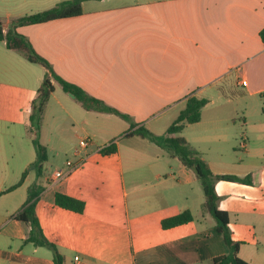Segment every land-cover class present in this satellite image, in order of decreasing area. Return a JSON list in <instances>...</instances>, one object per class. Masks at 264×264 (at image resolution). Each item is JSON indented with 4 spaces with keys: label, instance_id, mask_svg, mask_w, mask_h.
I'll return each mask as SVG.
<instances>
[{
    "label": "crops",
    "instance_id": "crops-1",
    "mask_svg": "<svg viewBox=\"0 0 264 264\" xmlns=\"http://www.w3.org/2000/svg\"><path fill=\"white\" fill-rule=\"evenodd\" d=\"M82 7L81 15L17 30L58 75L129 118L86 108L54 80L40 137L47 157L32 166L37 152L29 115L46 70L0 40L2 54L23 65L0 80V121L29 135L26 141L11 134L5 149L0 143V264H56L54 250L28 242L30 224L14 216L30 191L39 192L36 213L63 264H140L147 256L154 264L204 258L212 264L230 253L218 230V237L211 229L189 234L196 207L206 209L195 171L156 141L128 135L143 126L166 136L191 96L207 100L201 119L175 135L184 136L214 174L250 178L217 180L215 189L238 255L264 264V0H86ZM48 133L56 137L47 140ZM84 138L88 147L80 145ZM112 141L117 151L102 153ZM68 160L81 164L52 183ZM26 170L21 184L8 190ZM57 192L83 200L84 210L58 205ZM186 209L192 222L162 227L164 218ZM133 215L141 221L136 229ZM151 223L157 228L146 229ZM198 234L210 240L206 254L194 245Z\"/></svg>",
    "mask_w": 264,
    "mask_h": 264
},
{
    "label": "trees",
    "instance_id": "trees-1",
    "mask_svg": "<svg viewBox=\"0 0 264 264\" xmlns=\"http://www.w3.org/2000/svg\"><path fill=\"white\" fill-rule=\"evenodd\" d=\"M84 1L86 0L62 1L50 9L17 19L12 28L7 31L4 29V24L0 20V40L5 41L9 49L23 52L28 60L43 65L46 70L44 80L38 89L36 97L32 101L31 112L29 115L30 128L34 134L33 143L37 152V159L32 164V166H35L36 168L41 167L42 163L47 157L46 148L40 142V131L46 105L55 90L54 80L58 81L66 92L74 94L75 97L81 101L86 108L112 112L123 118H129V115L120 112L115 107L107 105L101 99L88 94L86 90L80 85L68 81L58 75L53 69L50 61L37 53L26 35L20 33L17 30L18 26L22 25L44 23L59 18L81 15L83 13L82 4ZM260 36L264 43V27L260 31ZM206 103V99H200L196 96L189 97L186 108L182 110L176 121L168 128L166 136H156L143 126L128 132V135L138 134L156 141L157 143L164 146L174 156L179 157L185 166L193 169L197 174L206 196L205 207L217 221V230L223 234L225 242L232 248L230 253L214 257L212 264H249L238 255L239 244L234 242L231 238L228 227V212L220 210L218 206L219 195L215 189V182L217 180L249 182L250 178H242L230 174H214L207 162L200 156L199 151L193 148L184 136L175 135L181 132L186 124L194 123L201 119L202 108L206 105ZM116 151L117 146L115 141H112L108 145L101 148V152L104 154H110ZM27 172L28 170L23 173V177L17 185L10 187L8 190L21 184ZM38 193L39 192L35 193L30 191L27 201L14 216L17 219L30 224L31 230L27 239L28 242H33L35 245L46 246L53 249L56 264H63V255L58 251L56 245L47 238L37 216L36 196ZM55 198L56 203L64 208L79 212H82L85 208V202L73 196L57 192ZM193 219L194 216L192 211L186 209L181 213L164 218L161 224L163 228L168 229L179 225L188 224L192 222Z\"/></svg>",
    "mask_w": 264,
    "mask_h": 264
},
{
    "label": "rangeland",
    "instance_id": "rangeland-1",
    "mask_svg": "<svg viewBox=\"0 0 264 264\" xmlns=\"http://www.w3.org/2000/svg\"><path fill=\"white\" fill-rule=\"evenodd\" d=\"M48 1L50 2L48 3ZM55 2H52L51 0H0V20L3 22L4 29L7 31L12 28V26L14 25L17 19L47 10L51 8L50 6L54 7V5L56 4ZM2 52L7 53V50L3 42H0V80H5L7 79L6 76L11 75L14 70L20 71L19 67L23 69V65L10 61V58L4 56ZM10 67H12L14 70H9ZM37 67L40 68L43 66L38 64ZM16 125L17 124L9 123L3 120L0 121V143L3 145L4 149L7 148L8 141L12 139L11 134H14L15 138H21L22 140L25 139L27 141V137L29 135L27 132H25V128L22 126L20 127V125L18 126ZM190 130L188 131L190 132ZM41 135H42V131H40V137ZM55 137L56 136H53L50 133H48L47 135L46 134L44 135V138H46L47 140H53ZM57 142H58V137L55 139L54 143H57ZM198 181L199 180H197L196 183H198ZM196 197L197 195L194 198L196 199ZM196 208L197 209L195 211V216H196L197 221L194 224V227H193L194 230L191 229L192 227L189 228L190 229L189 234L195 235V233L197 232L200 233V231L202 230L211 229L210 232L215 234L218 237L219 232L217 231V229L212 230L214 223L213 221H211V219H214V218L209 219V215L207 214L206 209L204 207H200L199 205ZM131 220H132V224L135 229H136V226L141 223V221H139V219H136L134 215L132 216ZM145 226H146V229L149 227L151 229L157 228V226L152 223L151 225H145ZM158 227L160 226L158 225ZM198 236L201 238L200 234H198ZM199 237L197 236L195 237L196 239H199V240H196L195 241L196 243L194 245H196L199 248L200 253L206 254L207 253L206 245L210 244V240H207V239L204 240L203 238L200 239ZM221 239H222V236H221ZM221 241H223L224 243L223 239ZM197 252L198 251H195V253ZM194 255L197 256L198 254H194ZM176 260L177 259H169V261H172L171 264H210L206 260V258L199 259L200 263L198 261L197 262L193 261L192 259L180 260L179 262H177ZM138 261L140 264H154V263H151L150 256L139 257ZM156 264H159V263H156Z\"/></svg>",
    "mask_w": 264,
    "mask_h": 264
},
{
    "label": "built area",
    "instance_id": "built-area-1",
    "mask_svg": "<svg viewBox=\"0 0 264 264\" xmlns=\"http://www.w3.org/2000/svg\"><path fill=\"white\" fill-rule=\"evenodd\" d=\"M91 141L88 138H84L80 141V145L82 147H88L90 145ZM81 164V161H74V160H68L66 162V166L61 169H57L54 174L52 175V183H57L59 181H62L65 179L68 175H70L77 167H79ZM76 260H79V256L75 257Z\"/></svg>",
    "mask_w": 264,
    "mask_h": 264
},
{
    "label": "water",
    "instance_id": "water-1",
    "mask_svg": "<svg viewBox=\"0 0 264 264\" xmlns=\"http://www.w3.org/2000/svg\"><path fill=\"white\" fill-rule=\"evenodd\" d=\"M73 97H75V95L74 94H72V93H70Z\"/></svg>",
    "mask_w": 264,
    "mask_h": 264
}]
</instances>
